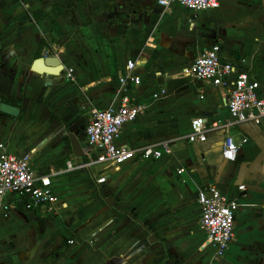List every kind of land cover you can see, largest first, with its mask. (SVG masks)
Returning <instances> with one entry per match:
<instances>
[{"label":"crops","instance_id":"obj_1","mask_svg":"<svg viewBox=\"0 0 264 264\" xmlns=\"http://www.w3.org/2000/svg\"><path fill=\"white\" fill-rule=\"evenodd\" d=\"M220 2L218 9L192 12L179 5L164 8L158 0H0V81L12 86L0 87V95L6 100L2 104L17 112L0 114V143L10 153L30 155L35 174L50 176L63 202L57 215L18 208L9 218L2 216L0 264H264V119L231 125L229 89L183 74L205 49L218 44L221 58L247 71L264 99V0ZM59 56L60 74L33 70L36 60ZM130 60L141 84H129L128 95L146 110L122 128L117 144L140 149L174 140L173 154L149 161L137 157L119 170L97 165L87 173L68 171L67 162H79L87 148L85 129L77 130L84 155L75 156L68 127L86 126L91 110L120 104L119 80ZM38 66L58 68L55 62ZM162 89L163 98L155 99L153 94ZM43 101L65 124L52 117ZM30 106L37 107V116L46 110L51 116L47 129L41 127L46 140L37 144L23 142L19 130L27 124ZM196 117L206 119L207 141L189 144L185 138ZM214 123L221 128L211 129ZM228 135L239 146L235 162L222 157ZM94 176L106 177V182L97 185ZM108 180L111 188L102 186ZM85 183L98 187L92 190L100 191L99 207L81 223L71 215L63 218L58 228L52 220L69 210L85 192ZM208 185L239 201L238 234L223 257L203 247L206 239L198 246L195 237L197 230L206 237L197 197ZM242 185L244 192L239 191ZM174 196L179 203L172 204ZM144 197H152L142 201L145 209L157 206V223L132 210L133 198ZM110 198L116 201L111 212L106 208ZM188 205L194 225L179 227L182 242L168 239L170 226L159 222H179ZM112 210L122 216L140 214L143 224H135L134 234L147 240H130V224L115 227L124 231L123 240L87 238L92 231L100 235L98 219ZM70 234L73 245L67 240ZM151 236L156 239L150 241Z\"/></svg>","mask_w":264,"mask_h":264},{"label":"built area","instance_id":"obj_2","mask_svg":"<svg viewBox=\"0 0 264 264\" xmlns=\"http://www.w3.org/2000/svg\"><path fill=\"white\" fill-rule=\"evenodd\" d=\"M158 3L164 8L179 5L192 12L218 9L221 5L220 0H158ZM220 51L218 44L205 49L183 70L184 76L229 89L226 103L232 119L231 125L245 122L259 124L264 119V99L259 95L258 82L251 79L247 71L225 62L220 56ZM135 65L134 61H128L126 75L119 80L117 94L121 97L120 104L90 111L85 126L87 148L84 158L77 163L69 160L66 164L68 171H92L97 165L111 166L119 170L137 157L142 161H149L173 154L174 140L162 141L140 149L117 144L122 128L135 122L146 110L145 105L128 95L129 84H141V79L133 75ZM72 76L73 70L70 69L67 78ZM165 93L166 90L162 89L154 93L153 97L159 100ZM224 127L227 128L228 125ZM219 128L221 125L217 123L211 126V129ZM208 132L206 119L196 117L191 121V132L185 140L189 144L205 143ZM238 150L239 146L234 137L228 135L222 152L223 159L235 162ZM182 173L183 170H179V174ZM94 180L97 185H101L106 182V177L94 176ZM246 190L244 185L239 187L241 192ZM197 200L201 208L200 227L206 234L207 243L215 250L217 257H223L234 240L239 201L223 195L216 185H208L199 190ZM62 206V199L53 188L52 178L35 174L31 156L10 153L6 151V146L0 143V218H9L18 208L57 215ZM69 242L73 245L75 240L70 239Z\"/></svg>","mask_w":264,"mask_h":264},{"label":"rangeland","instance_id":"obj_3","mask_svg":"<svg viewBox=\"0 0 264 264\" xmlns=\"http://www.w3.org/2000/svg\"><path fill=\"white\" fill-rule=\"evenodd\" d=\"M10 85H5L0 81V87H2V89H7L9 88ZM12 87V86H10ZM16 89V87L14 88ZM1 109L3 111H6V113L8 112H12V113H17L16 112V108L9 106V105H2ZM38 109L37 107H33L30 106L27 109V113H26V117L24 120L27 121V124L25 126H22L19 130L22 134L21 139H23V142H34L35 144L37 143H41L43 142L45 139V136L41 133V127L43 125L46 126L45 129H47L48 127V118H51L50 116V112L46 110L47 113H42L39 116L36 115ZM1 119V117H0ZM46 132H51V131H47ZM48 142V139H47ZM49 153V152H48ZM48 157V156H47ZM45 158V157H44ZM111 166H106L105 168H109ZM87 170H85L84 172H86ZM88 172V171H87ZM86 172V173H87ZM90 179V178H89ZM85 186H87L85 192L83 194H81L78 198H76L75 200H73L70 204V208L67 211L62 210V214L61 216L56 219V220H52L53 223L56 224V226L58 228H62L63 224V218L71 215L73 217H76L77 219V223H81L82 221L85 220V218L90 217L95 210L99 207V197H100V191H93L92 189L95 188L98 190V187L94 184V183H85ZM111 180H108V182L104 186L105 188H111ZM98 199V200H97ZM133 200H135L133 202V208L132 210H134L136 213L141 212L142 216L144 217L145 220L147 221H152V223H157V219L155 217V215L158 212V208L156 205H153L151 208L149 209H145L144 204L142 203V201H147L149 200L152 201V197L151 198H142L141 200L138 201V198H133ZM172 204L175 203H179V199L176 198L175 196L172 198L171 200ZM106 208L109 209V206L106 205ZM190 207L189 205L186 206L185 211H184V215L180 214L178 215L179 217V222H173L172 219H169L167 221L166 224H162L161 222H159V226L162 227L164 225H168L170 226L169 229L170 231H168L167 233V238L170 240H174L176 242H182L183 240V235H182V231L179 230V227L182 225H186V226H190V225H194V221H193V214L190 211ZM111 212V209H109ZM112 215H106L101 217L99 220V228H100V235L99 236H95L94 234H92L93 232L96 231H92L91 234L87 237L89 239H105V238H109V237H113V238H119V240H123L124 239V231L123 230H119L117 231L115 229L116 226H120L121 224H130L132 227V233H130L131 238L130 240H147V237L144 235H138V234H134V232L136 231V225H140L143 224L142 221V216L140 214H127V215H120L118 213V211H114L112 210ZM155 219L156 221L154 222ZM50 220V219H49ZM164 223V222H163ZM103 228H107V230H103ZM135 229V230H134ZM234 233L238 234V231L236 230V224H234ZM116 234V235H115ZM115 235V237H114ZM198 239V246L204 242V240L206 239L204 233H202L201 231L197 230L196 231V236ZM73 239L74 237L70 235H68L67 240ZM197 246V247H198ZM211 246L207 243L204 244V248ZM150 247V245H149ZM212 252V250H211ZM213 253V252H212Z\"/></svg>","mask_w":264,"mask_h":264},{"label":"water","instance_id":"obj_4","mask_svg":"<svg viewBox=\"0 0 264 264\" xmlns=\"http://www.w3.org/2000/svg\"><path fill=\"white\" fill-rule=\"evenodd\" d=\"M61 60H62V56H59V58L57 57H53V58H40L38 60L35 61L34 65H33V70H35L36 72L40 73V74H60L63 70V66H61ZM49 62H55L58 64V68L56 69H51V68H40L38 65L39 64H42V63H45V64H48ZM4 101V97L3 95H0V110L1 109V106L3 105ZM2 112H4L2 110ZM85 129V126L82 125V126H70L68 127V135H69V139H70V142H71V146H72V149H73V153L75 154L76 157H83V148L81 146V143L80 141L78 140V132L77 130H84ZM115 203L116 201L113 200L112 198L110 199H107L106 200V204L109 206V207H114L115 206ZM155 236H151V238L149 239L150 241H153L155 240Z\"/></svg>","mask_w":264,"mask_h":264},{"label":"trees","instance_id":"obj_5","mask_svg":"<svg viewBox=\"0 0 264 264\" xmlns=\"http://www.w3.org/2000/svg\"><path fill=\"white\" fill-rule=\"evenodd\" d=\"M44 45V43H43V41L40 43V46H43ZM4 101H6L5 99H4ZM43 105L47 108V109H49L50 111H51V113H52V117L54 118V119H56L57 121H59V122H61V123H63V124H65V122H64V120L60 117V115L57 113V111L55 110V109H53L51 106H49L45 101H43ZM0 114L2 115V116H7V117H11L10 115H9V113H6V112H0Z\"/></svg>","mask_w":264,"mask_h":264},{"label":"flooded vegetation","instance_id":"obj_6","mask_svg":"<svg viewBox=\"0 0 264 264\" xmlns=\"http://www.w3.org/2000/svg\"><path fill=\"white\" fill-rule=\"evenodd\" d=\"M69 241V240H68Z\"/></svg>","mask_w":264,"mask_h":264}]
</instances>
